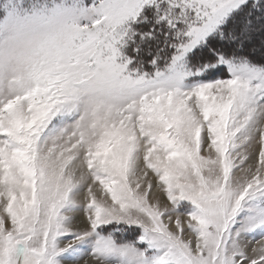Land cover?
Returning <instances> with one entry per match:
<instances>
[{
    "label": "snow or ice",
    "instance_id": "snow-or-ice-1",
    "mask_svg": "<svg viewBox=\"0 0 264 264\" xmlns=\"http://www.w3.org/2000/svg\"><path fill=\"white\" fill-rule=\"evenodd\" d=\"M264 264V0H0V264Z\"/></svg>",
    "mask_w": 264,
    "mask_h": 264
},
{
    "label": "rangeland",
    "instance_id": "rangeland-1",
    "mask_svg": "<svg viewBox=\"0 0 264 264\" xmlns=\"http://www.w3.org/2000/svg\"><path fill=\"white\" fill-rule=\"evenodd\" d=\"M81 264H83V262H81Z\"/></svg>",
    "mask_w": 264,
    "mask_h": 264
}]
</instances>
